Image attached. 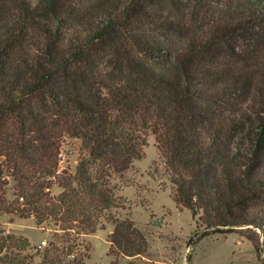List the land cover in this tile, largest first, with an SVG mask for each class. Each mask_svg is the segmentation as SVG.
Listing matches in <instances>:
<instances>
[{
    "label": "trees",
    "instance_id": "trees-1",
    "mask_svg": "<svg viewBox=\"0 0 264 264\" xmlns=\"http://www.w3.org/2000/svg\"><path fill=\"white\" fill-rule=\"evenodd\" d=\"M177 4L0 0V215L54 222L60 244L40 264H85V236L109 225L113 254L148 252L146 236L120 214L115 181L145 158L150 134L176 203L211 232L243 233L264 253V206H255L264 108L257 121L246 116L242 141L235 116L216 110L248 96L256 74L228 53L209 58L224 57L235 28L205 32V17ZM65 137L86 152L76 171H61ZM30 249L29 238L0 230V264H34Z\"/></svg>",
    "mask_w": 264,
    "mask_h": 264
},
{
    "label": "rangeland",
    "instance_id": "rangeland-1",
    "mask_svg": "<svg viewBox=\"0 0 264 264\" xmlns=\"http://www.w3.org/2000/svg\"><path fill=\"white\" fill-rule=\"evenodd\" d=\"M37 2V0H32ZM185 12H194L205 17L206 28L228 27L236 32L229 38L230 45H223L225 55L209 56L224 60L238 67L250 65L256 77L248 96H241L234 105L221 103L217 112L232 114L240 124L237 139L243 140L249 128L246 116L258 120L264 108V0H176ZM170 0H161V4ZM172 3L171 6H173ZM253 50L256 54L252 53ZM220 52V51H218ZM249 124V123H248ZM145 158L136 161L119 185L118 196L122 199L123 217L131 218L148 241V252L144 256L126 258L112 253L110 234L114 225L98 229L85 236L90 246L85 264H264V253L256 249L253 242L240 232L215 233L204 228L199 217L178 205L158 148L155 135L150 134L144 147ZM78 138L65 137L62 144L61 171H76L85 154ZM59 185L53 193L61 192ZM262 199L255 206H264ZM262 202V204H260ZM0 230L29 238L34 255V264H40L45 248L51 242L59 243L60 231L53 221L38 226L35 219H23L14 214L0 215ZM205 232V235H204Z\"/></svg>",
    "mask_w": 264,
    "mask_h": 264
}]
</instances>
